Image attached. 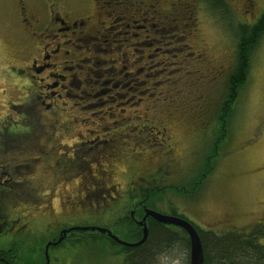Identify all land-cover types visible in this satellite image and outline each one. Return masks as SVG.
Listing matches in <instances>:
<instances>
[{
	"label": "flooded vegetation",
	"instance_id": "flooded-vegetation-1",
	"mask_svg": "<svg viewBox=\"0 0 264 264\" xmlns=\"http://www.w3.org/2000/svg\"><path fill=\"white\" fill-rule=\"evenodd\" d=\"M148 1L12 0L9 23L16 24V29L25 35V44L19 43L22 46L20 56L28 59L29 71L25 76L28 85L23 87V103L30 104V112L38 116L37 121L43 127L39 136L33 134L27 136L24 139L27 142L23 144L10 142V145L9 139L1 133L8 126L3 124V118H14L15 115L14 119H18V104L8 105L10 110L0 116V209L4 203H9L13 210L7 214H16L9 228L20 230L17 226V221L23 216L20 204L27 202L30 206V201L21 198L20 192L40 191L43 190L41 187L47 186L51 189L46 198L39 196L42 204L38 208H45L51 213L50 217L55 215L58 219L57 222L55 220L57 235L51 239L49 237L48 241L56 240L62 230L73 226L66 222L68 219L77 216L83 218L92 211L102 213L103 218L107 214L108 219L115 220L112 224L125 223L128 229L126 223L131 224L132 221L135 224L134 217H142L146 205L139 203L142 213L138 216L136 212L139 211L128 200L126 192L150 188L166 190L173 186L184 189L189 178L191 181L197 172V153H194L198 152L200 163L207 153L202 150L209 149V143L214 139L216 121L211 115L218 104L199 106L193 112L194 120H188V132L200 127V134L194 138L202 142L199 151L196 146L190 153V161L183 160L184 154L181 156L180 164L183 165L180 166L170 143L172 137L169 128L162 120L171 117V114L159 115L164 93L163 80H160V89L153 91V84L149 83L147 76L153 72H164L168 61L165 62V56H162V62L157 59L162 51L152 53L153 59L150 61L149 55L144 53L148 44L159 41L153 34L161 37L167 29L170 33H178L177 38H184L185 45L191 46L187 41L196 25L190 15L195 4L191 0H153L150 8L156 2H164L168 8H155L149 13L146 10ZM244 2L250 7L247 15L254 16L253 0ZM262 10L250 23L260 17ZM186 18H190L189 23H192L188 32L183 28ZM11 32L15 36L12 29ZM149 33L153 35L151 39ZM172 43H177V46L181 44ZM234 50L230 60L231 57L234 59ZM223 51L221 48L216 55L208 56L203 50L191 51L185 63L188 65L194 60L201 64L208 62L212 67L221 68L218 72L225 75L228 72L226 64L221 61L222 55H225ZM165 53L169 55L167 50ZM189 72L198 75L200 69L194 65ZM178 123V127L185 126L182 122ZM15 126L12 123L10 128ZM132 136L145 143L151 136L158 140L157 146L146 144V148L140 152L122 148L121 142H132ZM145 153L159 158L155 167L143 157ZM24 155L30 158L25 159ZM44 157L47 165L40 169L38 167ZM138 161L143 162L140 167L135 166ZM130 165L137 173L133 184ZM206 182L198 191L203 189ZM193 184L190 183L188 188ZM55 196H58L60 204L58 210L51 201ZM123 207V215L115 216ZM126 208L131 221L120 222ZM2 216L3 212L0 211V218ZM149 218H146L148 224ZM98 226L112 228L107 222ZM9 228L0 235L12 231ZM111 231L117 235L114 229ZM90 232L94 231L69 230L63 239L71 235L78 238L79 233L87 237ZM11 244L14 243L9 241L6 245H0V264H14L15 255L8 253Z\"/></svg>",
	"mask_w": 264,
	"mask_h": 264
},
{
	"label": "rangeland",
	"instance_id": "rangeland-1",
	"mask_svg": "<svg viewBox=\"0 0 264 264\" xmlns=\"http://www.w3.org/2000/svg\"><path fill=\"white\" fill-rule=\"evenodd\" d=\"M191 1L195 6H193L190 15L191 18L193 17V22L196 23L192 34H189V41H187L191 46L185 45L186 41L184 38H177L179 36L178 33H170L171 31L167 29L162 33L161 37L154 33L153 35L159 41L150 42L151 44H148L144 51L145 54L149 55L148 61L153 59L152 53L162 51L157 59L162 62V56H165V62L168 61V71L165 78L169 77L172 79V84L168 87L170 89L166 93L172 95V97H169V100L174 98L177 101H183L176 104L172 101H164L159 106L161 110L159 113L160 117L161 115L171 114V117L162 118V120L169 128V134L172 137L170 143L174 148L175 157L180 166L183 165L180 164L182 161L181 156L184 154L183 160L189 159L194 147L198 146L197 151H199V146L202 142L194 138L197 137V134H200V127L188 132L187 126L190 125L188 124V120H194L192 117L193 112L197 111L196 109L200 105L212 104L215 106L218 104L219 98L226 92L225 79H228V74L222 75L218 72L221 70L219 67H212L208 62L201 64L195 60L194 63L187 65L185 59L191 56V51L203 50L204 54L208 56L211 54L216 55L223 48L225 55H222L221 61L226 64L227 72V68L228 66L230 68L233 60L230 61V56L231 53L233 54L235 45L233 36L227 29L228 24L231 22V26L235 27L240 22H251L252 18L264 5L262 3L263 0H253L252 13L254 16H252L247 15L250 7L244 0H225L228 4L225 16L221 15L220 11L218 12V10L213 9V6H211L213 0H210V2ZM11 3L12 0H0V116L10 110L8 109V105L23 103L25 90L23 87H26L24 85H28L25 79L29 71L27 67L28 59H23L20 56L22 46L19 44L20 41L25 44V35L16 29V24L9 23V6ZM27 5H30V3L27 2ZM189 21L190 18L184 20L183 28L186 32L191 31L192 28V23H189ZM11 29L15 33V36L11 32ZM153 35L149 33V38L151 39ZM172 42L181 44L177 46V43L174 44ZM165 50L169 52V55L165 53ZM194 65L200 69L198 75H193L189 72L193 69ZM162 72H153L151 76L147 75L149 83L153 84L151 86L153 87V91L155 88L160 89L162 86V82L160 81ZM192 76H202V78ZM173 78L176 79L174 80ZM16 107L18 108V106ZM187 108L195 110L188 111ZM172 109L173 112L171 111ZM168 110H170L169 113ZM13 117L15 118L16 116L13 115ZM35 117L38 120V116L35 115ZM203 118L206 120V117ZM178 122L184 123L185 126L178 127ZM40 124L41 122L36 121L35 125H33L35 128L38 126L37 136L42 133L43 126ZM154 124L159 125L158 123ZM228 135L234 138L221 148L216 158L219 159L218 165H215L213 174L208 176L209 178L202 190L192 196H184L188 192L181 190L183 187H168L166 191H163V195L156 198L155 202H150L145 207L166 214H171L172 208H175L177 212L184 214L192 224H197L204 229H211L217 236L236 232L237 229L252 225L259 219H261L264 226V33L257 49L252 55L246 81L240 90L238 101L235 104ZM130 138L133 141L129 142L125 140L121 142V147L129 149L131 152L143 151L146 148V144L157 146L158 140L151 136L146 143L144 141H137L133 136ZM196 142L197 144L195 145ZM202 151L209 153V150L206 148ZM194 154H196L195 161L197 164L199 163V154L198 152ZM143 157H146L148 163L154 167L159 162L158 157L151 156L148 153H145ZM23 158L28 159L30 157L24 155ZM142 163L138 161L135 163V166L140 167ZM44 165H47L45 157L42 164L37 167L42 169L45 168ZM130 171L131 184H133L137 173L136 169L131 165ZM144 176L147 177V175ZM39 177L42 178V175ZM188 181H190V178ZM41 188L43 190L33 192L21 191L20 195L29 199L34 204L36 196L46 198L51 189L47 186ZM171 188L178 191L174 193ZM57 198L58 196H55L51 199L56 210L60 208ZM4 204L2 210L0 209L3 212V216L0 218V233L12 226L13 218L16 217V214H7L13 208L9 203ZM39 206L41 204L34 205L32 208H22L23 216L17 221V226L20 227L22 225V228L15 231L18 228L12 227L9 229H12L14 232L8 231L1 234L4 235L0 236L1 246L6 245L11 239L10 236H14V233L19 235L18 239L28 242L32 239V234L29 233L33 232L34 238L38 241L39 237H42L44 233H47L49 230L53 231L57 227V223L55 222L54 224L47 223V221L53 222L54 219L52 221L50 217L51 213L49 214L45 208L39 209ZM124 209L123 207V209L116 212L115 216L121 217ZM134 219L138 221L141 217H134ZM114 221L108 219L107 214L103 218L102 213L92 211L86 217L81 218L77 216L68 219L66 222L73 224V226L101 225L107 222L111 224V230L114 229L122 240L132 242V240H129L132 238L131 235L135 233L132 225H129L131 226V232H126L124 235L123 229L125 228V223L112 224ZM47 226L51 228L46 232ZM174 230L184 236L181 231ZM53 235L57 234L50 235V239L54 237ZM176 240L167 249L156 253L153 264H189V251L187 257V249L180 244L182 242H179V239L176 238ZM23 241L21 244L25 245ZM69 245V243H65L61 247L48 249L50 264H83V262L75 258L85 257L89 247L82 244H75L73 247H69ZM90 248L95 250V253L91 256L93 264H101L102 262L103 264H116L115 262L117 260L119 262L121 257L115 255L111 256L113 258L110 260H107L105 258L108 254L103 249V246L91 244ZM92 262L89 260L86 264H92Z\"/></svg>",
	"mask_w": 264,
	"mask_h": 264
},
{
	"label": "trees",
	"instance_id": "trees-1",
	"mask_svg": "<svg viewBox=\"0 0 264 264\" xmlns=\"http://www.w3.org/2000/svg\"><path fill=\"white\" fill-rule=\"evenodd\" d=\"M200 1H206L210 2V0H200ZM154 3L153 0L148 1V8L146 10L150 13L153 9L159 8V9H167L168 4L164 2H156L151 8L150 4ZM203 4V3H202ZM227 2L225 0H213L211 2V6H213L214 10L220 11L221 15H225L227 13ZM231 22L228 24V31L230 34H232L233 39L235 41L236 50L234 59L231 57V66L227 68L226 74H228V79H225L226 83V92L225 94L219 99L218 105L215 111H213L211 118H213L214 121H216V129L214 131V139L209 143V153H206L204 157L201 159L200 163L198 165L197 172L194 173V176L191 178V181L186 183V186L184 189H181L183 191H187L188 193H185L184 196H192L194 195L200 186L208 180V176L213 174L215 165H218L219 160L216 162V158L220 153V150L222 146H225L227 142L232 141L234 137H230L228 135L230 130V124L231 119L235 110V104L238 101L239 93L244 85L247 74L249 72L250 63L252 59V55L254 54L255 50L257 49V46L260 42V39L264 33V6L263 10L260 14V17L252 23H246V22H240L236 24L237 26H231ZM230 60V61H231ZM229 70V71H228ZM168 71V67H165V70L163 74L161 75V79L163 80V99H161V104L164 101H172L174 104L177 102H183V101H177L174 98H171L169 100V97H172L171 94L166 93L170 88L172 84V79L169 77L165 78L166 72ZM174 80L176 78H173ZM24 100V98H23ZM17 110H19V118L14 119L10 118V116H6L3 118V124H8L7 127L4 128L2 135L6 136L8 140V144L12 145L10 142L20 145L27 140H24L27 136L31 135H37V128L33 127L35 125V122L37 121V118L33 116V113L30 112L31 106L26 104H18ZM200 106H205L204 104ZM187 107V103H186ZM187 110H194L189 109ZM194 118V116L192 115ZM17 125L15 128H10L11 124ZM34 132V133H33ZM20 137V141H19ZM229 137V138H228ZM216 162V163H215ZM210 175V176H211ZM190 183H195L191 185L188 188V185ZM194 188V189H193ZM172 189V188H171ZM163 189L156 190V188H150L145 190L137 191L135 189H132L127 193L128 200L133 202V206L138 209L139 212H136L139 216L142 213L141 208L139 207V203H145L147 206L150 202H155L156 198L163 195ZM172 191L175 193L178 190L172 189ZM33 192V191H28ZM35 194V193H34ZM24 198V197H21ZM25 201H30L27 198H24ZM139 200L140 202H137ZM27 202H23L20 204L22 208L28 207L32 208L34 205L42 204V202L39 199V196H36L35 203L26 204ZM22 208H20V211L22 212ZM128 209L126 208L125 216L120 219V222H129L128 216ZM124 213V212H123ZM171 214L180 216L182 218L187 217L179 213L175 210V208H172ZM123 215V214H122ZM22 217V216H20ZM52 221H47V223L54 224L55 220L58 221L57 217L54 215V217H51ZM149 224L148 225V236L146 240L137 245V246H124L122 244L117 243L109 236L104 235L103 233H100L98 231L90 232L87 234L88 236H82L81 233H79L77 236H80L78 238H75L74 236H68L61 240L59 244L51 245L48 247V249H53L57 247H61L65 243H69V247H73L75 244H82L88 246V251L85 255V257H77L75 259L83 262V264H86L91 260V256L95 253V250L90 248V245H101L103 246V249L106 250V253L108 256L105 258L107 260H110L111 256L118 255L121 256L119 259V262H115L116 264H153L154 259L156 257V253H158L160 250H165L168 247H170L174 242H176V238L179 239V242H182V244L187 249V257H188V251H189V240L186 235V232L181 229L177 228L172 225H164L161 223H158L154 221L153 219L149 218ZM43 223L47 224L46 222L42 221ZM68 223V222H67ZM132 225L133 230L135 231L134 234H132V238L129 240L135 241L138 240L141 237L140 228L135 225L132 221L130 222ZM197 228L202 245H203V255L204 260L203 264H263L264 263V226L261 222V219H259L257 222H255L252 225H248L244 228L237 229L236 232L233 233H227L222 236H217L211 229H204L201 227ZM22 228V225L20 226ZM51 227L47 226L46 232ZM174 229H177L178 231H181L182 234H179ZM124 235L126 232H131V226L129 228H124ZM57 231V228L52 230H49L47 233H44L42 237H39L38 241L34 238V233L30 232L29 234H32V239L28 242H24L23 239L20 240L17 237L19 235H16L14 233V236H10L11 239L10 242L14 243L11 244L12 248L11 251L8 253H12L15 255V261L14 264H43L45 254H43V250L45 249V245L48 242L49 237L52 236V234H55ZM14 232V231H12ZM20 234V233H17ZM77 234V233H76ZM75 234V236H76ZM131 234V233H130ZM51 235V236H50ZM4 236V235H0ZM130 236V237H131ZM67 240V241H66ZM8 241V242H9ZM25 245H22L21 242ZM4 251H8L5 249ZM49 251V250H48ZM114 251V252H112ZM111 253V254H110ZM49 254V252H48ZM110 254V255H109ZM89 258V259H88ZM93 264V262H92ZM103 264V262L101 263Z\"/></svg>",
	"mask_w": 264,
	"mask_h": 264
},
{
	"label": "water",
	"instance_id": "water-1",
	"mask_svg": "<svg viewBox=\"0 0 264 264\" xmlns=\"http://www.w3.org/2000/svg\"><path fill=\"white\" fill-rule=\"evenodd\" d=\"M144 213L140 220H135L136 224L140 228L141 237L136 241H125L119 238L117 235L113 234L110 229L105 226H98V225H77L69 227L66 230H62L60 232L59 237L54 241H48L45 245V264H49V257H48V246L50 244H56L60 242L66 231L69 230H92L98 231L103 233L106 236H109L114 241L124 246H137L143 243L147 236H148V225L146 222V218L150 217L154 221L164 224V225H172L177 228H181L186 232V235L189 240V264H203L204 255H203V245L199 235L197 228L187 219L182 218L177 215L173 214H166L162 213L144 206L143 208Z\"/></svg>",
	"mask_w": 264,
	"mask_h": 264
}]
</instances>
